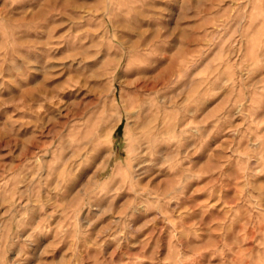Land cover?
I'll use <instances>...</instances> for the list:
<instances>
[{
  "label": "rangeland",
  "instance_id": "rangeland-1",
  "mask_svg": "<svg viewBox=\"0 0 264 264\" xmlns=\"http://www.w3.org/2000/svg\"><path fill=\"white\" fill-rule=\"evenodd\" d=\"M0 264H264V0H0Z\"/></svg>",
  "mask_w": 264,
  "mask_h": 264
}]
</instances>
